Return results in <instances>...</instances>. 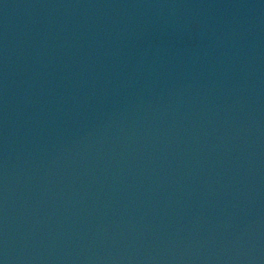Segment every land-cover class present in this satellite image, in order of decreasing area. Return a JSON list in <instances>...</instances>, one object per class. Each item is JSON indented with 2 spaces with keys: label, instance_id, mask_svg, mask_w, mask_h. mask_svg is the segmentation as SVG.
Wrapping results in <instances>:
<instances>
[{
  "label": "water",
  "instance_id": "95a60500",
  "mask_svg": "<svg viewBox=\"0 0 264 264\" xmlns=\"http://www.w3.org/2000/svg\"><path fill=\"white\" fill-rule=\"evenodd\" d=\"M0 264H264V0H0Z\"/></svg>",
  "mask_w": 264,
  "mask_h": 264
}]
</instances>
